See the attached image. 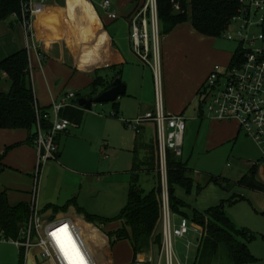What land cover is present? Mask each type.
<instances>
[{"label": "crops", "instance_id": "obj_1", "mask_svg": "<svg viewBox=\"0 0 264 264\" xmlns=\"http://www.w3.org/2000/svg\"><path fill=\"white\" fill-rule=\"evenodd\" d=\"M88 1L90 0H44L43 2H40V0H33L34 33L30 40L27 39L22 24L17 18L12 16L0 22V61L20 50L25 49L27 51L31 72V85L36 104L41 110L45 109L51 111L52 105L61 104L63 102L60 98L62 94L63 97H65L68 93H74V98L67 102L70 103L76 100L77 104V99L79 98L76 96V94L79 93L77 89H81L87 85L83 88V90H86L81 97H89V84L96 76H100L108 81L114 78H120L126 87L125 94L119 96L117 98V100L119 99L118 103L116 100L115 106L113 105L112 107V118L115 120L117 118H122V116L133 118L139 114L150 111L154 102L152 69L144 65L134 53L130 37L131 33L129 31V18L135 9L133 0L131 1V7L124 12H117L120 3L113 5L112 8L118 15L115 19L109 18L105 12H101L102 16L99 17L97 12L88 8ZM100 9L102 11V8ZM120 18L126 22L128 33L123 34L115 29V23ZM181 25L182 23L177 25L171 32L166 34V38H163L166 43L169 42L166 39L168 37L169 39L171 38L172 43H170V45L166 44L163 46V49L161 47V58L162 55L166 56L167 54V56H170L173 53L175 57L176 47L181 42H177L178 39H176V42L173 40L174 36L177 38L181 37V35L176 34V32H180L181 34L189 33V28L180 27ZM190 30L194 31L191 25ZM162 59H164V57ZM81 65L85 66V71L80 70ZM174 65V63L168 64V76L172 75L171 73ZM211 70L212 69H210V71ZM210 71L205 72L204 76L200 79L197 78V80H195L192 78L189 86L187 85L185 87L187 89L178 92L177 95L181 97L177 98L178 100L174 98H172V100L165 99V111L175 114H184V103L188 101L190 94L194 90H196V95H199L200 89ZM3 78L5 84L4 87L0 86V91H7L9 83L5 75L2 76L1 79ZM81 80L84 82L82 83ZM70 89H72V91ZM100 92L101 90L98 91V93ZM188 105L189 102L186 107ZM77 106L80 107L78 104ZM80 108L83 111L82 121L78 126H74L71 123L70 127L74 126L75 128L73 133L71 134L69 127L66 132L57 135L56 142L58 144V153L55 160L65 155L66 149L68 150L72 145L76 146L79 141L85 145L87 144L86 146L92 153H96L97 149L100 147L101 141L98 142L95 137L97 133L92 131L87 132L86 124L83 123L86 111H90L91 109L85 110L83 107ZM202 109L203 106L201 104V108L198 109L199 119L195 118L197 112L195 109H192L190 112V119L196 122L200 120V124L208 128V133L206 135L207 145H217L221 142L237 139L241 131L236 121L227 123L226 121L220 122L207 112L205 115ZM95 116H97L96 118L98 121L96 125H101V127L106 128L109 118L99 114H95ZM204 119H208V122L203 124ZM96 129L98 130V128ZM29 136L30 132L26 128L0 129V156L3 155L0 161V193L6 195L7 201L11 206L25 203L28 204L29 208V204L32 200L33 181L38 153L35 143L32 144L29 142ZM249 139L252 140L251 138ZM130 142V139H127L125 147H127L128 154L131 153V157H123L119 151L115 152L116 150L111 151L113 156L111 165L113 167V172L111 174H127L130 178L127 189L130 184L133 183L140 186L138 182L140 178H143L147 183L144 184L143 187H140L142 189L146 187L144 188L145 190H151L156 187L159 176L157 170L154 126L148 124L142 127L140 133L134 136L132 144H130ZM252 142L255 144L253 140ZM151 150H154V160L150 157ZM101 153H103L102 150L100 151V154ZM182 157L181 159L184 161ZM151 163L153 164V170L146 169V166ZM134 165H139L138 168L140 169L133 170ZM43 166L44 164L41 166L39 172L36 208L43 209L41 212L44 214L50 209L53 210L52 214L45 215L47 219L58 218L60 213H65L72 218L81 228L89 247L98 261H100L101 264L111 263L107 261L105 255H102L104 249L111 245L106 235V232L109 231L106 225L109 223L106 225L100 224L105 226L101 229L98 223L89 222L85 219V213L92 216L96 215L90 214L78 201L77 195L81 187L79 174H76V172L70 168L60 167L61 169H59L62 170L61 173L75 176L78 178V182H72V184L62 183L61 185L63 187L61 188L63 192L55 196L52 191L47 188V183L52 182L50 174L51 172L54 173V171L56 173L59 166L57 164L47 165V167H44L45 169L42 168ZM42 169L44 171V182L46 178V185L43 183L39 191V187H41L39 183ZM189 169L191 172L193 171L191 168ZM257 175L261 180L260 182L264 184V180L258 168L256 176ZM197 179L199 178L197 177ZM206 184V179H204L202 183L196 180L190 193L193 188H196V193L201 192ZM182 190L184 189L180 187L175 189V196L180 200H184L182 198ZM251 191L264 194V191ZM241 197L243 196L241 195ZM65 207L67 208L63 211L62 209ZM210 207L213 206H209L208 208ZM192 209L197 210L196 208ZM206 209L198 211L204 212ZM171 224L173 226L172 219ZM191 224L200 231L201 237L202 229L192 222ZM177 225L174 224V227H177ZM103 230L105 232H103ZM189 242L191 245V241ZM19 255L22 261L21 264H23V255L22 253ZM103 259L105 261H103ZM134 259L133 255L132 261Z\"/></svg>", "mask_w": 264, "mask_h": 264}, {"label": "rangeland", "instance_id": "obj_2", "mask_svg": "<svg viewBox=\"0 0 264 264\" xmlns=\"http://www.w3.org/2000/svg\"><path fill=\"white\" fill-rule=\"evenodd\" d=\"M102 1L104 0H90L87 2L89 5L88 8L97 12L99 17L102 16L104 12L100 9ZM109 1L112 7L120 3V7L117 9V12L120 13L127 11L131 7L132 0ZM125 23L126 22L120 18L115 23V29L123 34L128 33L127 24ZM159 27L161 26L159 25ZM180 27L189 28V33L181 34L180 32H176V34H180L181 37L177 38L174 36L173 40L176 42V39H178L177 42H181L176 47L175 57L173 53L170 56H167V54L166 56L162 55L164 59L161 58V47L163 49V46L166 44L170 45L172 40L168 37L166 40L169 42L166 43L163 39L166 38V35L160 36V81L163 105L165 99L172 100V98H174L178 100L177 98H181L177 95L178 92L185 91L187 89L185 87L187 85L189 86L192 78L195 80H197V78H202L205 72L213 69L215 65L219 66V73H222L229 64L231 57L237 52L240 44L238 40H227L223 35L216 38L201 36L190 30V24L188 22L182 23ZM129 31L131 33V28ZM235 31V23L228 26L227 32L233 34ZM255 31L256 33L259 32L258 29ZM169 63H174L175 65L172 69V75L168 76ZM81 82L83 83L84 81L81 80ZM4 84L5 80L3 78L0 80V86L4 87ZM86 86L87 85L84 87ZM84 87L77 89V91L84 94L86 90H83ZM70 90L72 91V89ZM60 98L62 101L65 100L63 94ZM118 101L119 99L116 102L118 103ZM188 102L189 105L186 107ZM200 105V97L196 95V90H194L190 94L188 101L184 103V114H181L186 123L182 158L187 162L189 168L193 170L189 176L192 178L193 184L196 180L202 183L206 177H213L221 181L220 184L214 182L207 183L204 189L199 193H196V188H193L190 194L182 190V198L184 200H182L183 205L180 206V211L182 214L190 215L192 208L202 210L209 206L220 205L221 202H224L225 213L235 227L244 229V231L254 236L252 240L246 241L250 253L255 258L254 264H264V194L248 190L236 183L240 176L248 173L251 167L254 166V163L260 160L261 153L252 140L242 132H240L235 140L221 142L217 145H207L206 135L208 133V128L201 125L200 120L196 122L190 119V112L192 109L196 110L197 114H195V118L199 119L198 109ZM112 107L113 104L110 102L97 103L93 104L91 110L85 113L83 123L86 124L87 132L92 131L97 133L95 137L98 142L101 141L100 147L97 149L96 153H92L86 146L87 144L85 145L78 140L79 142H77L76 146L72 145L68 150L66 149L65 155L57 160H48L42 167L45 169L44 167H47V165L50 166L53 164L59 166L58 168L56 167L57 172L55 173L54 171L55 174L52 172L50 174L52 182L47 183V188L52 191L55 196L63 192L61 188L63 187L61 185L62 183L72 184V182H78V178L75 176L61 173L62 170H60V167L70 168L76 172V174H79L81 187L77 197L81 206L88 210L90 214L110 220L115 219L125 206L128 194L127 187L130 182V178L127 174H111L113 172V167L111 166L113 156L111 151L116 150L115 152L119 151L123 157H131V153L128 154L127 147H125L126 141L130 139V144H132L136 133L125 126L124 120L134 119L138 116L133 118L122 116V118H117L115 120L111 117L113 111ZM153 108L154 102L151 110H153ZM202 110L206 115L204 108ZM95 114L109 118L106 128L101 127V125H96L98 121ZM206 122H208V119H204L203 124ZM227 122L235 121H226V123ZM96 128H98V130ZM74 130V126L69 129L71 134ZM101 150L103 153L100 154ZM150 154L151 159L154 160V150H151ZM43 169L41 171L39 183L41 187H39V191L43 183L46 185V178L44 182ZM197 177L199 179H197ZM256 179L261 181L258 175ZM158 182L161 186V179L159 176ZM146 183L147 182L144 181L143 178H140L138 182L141 187ZM192 187H194V185H192ZM145 191H149V189ZM241 195L243 196L242 199L236 198L237 196L241 197ZM234 198L236 199L233 203L228 202ZM42 210L43 209H38L39 212ZM180 216L179 213L170 212L173 227L174 224L177 225ZM118 225V221L110 222L106 225L107 230L115 229ZM99 227L102 229L105 226L100 225ZM103 232L105 231L103 230ZM199 237L200 231L195 228L190 221L188 234L184 238H173L172 240L173 264H193ZM187 241H191L189 247H187ZM157 253L158 250L149 246L148 249L138 254H140L143 259L149 258L150 256L156 259ZM19 254L20 250L17 247L10 242L0 240V264H21L22 261ZM102 255H105L107 261L112 264H126L132 261L133 250L128 240H120L105 248ZM37 260L41 261L40 258H37ZM103 261L105 260L103 259Z\"/></svg>", "mask_w": 264, "mask_h": 264}, {"label": "built area", "instance_id": "obj_3", "mask_svg": "<svg viewBox=\"0 0 264 264\" xmlns=\"http://www.w3.org/2000/svg\"><path fill=\"white\" fill-rule=\"evenodd\" d=\"M44 0H40L43 2ZM239 12L231 19L236 31H224L227 40H238L239 53L232 56L222 73L215 65L204 81L200 92V103L204 110L216 120L236 121L239 129L257 145L261 158L254 163L264 180V0H239ZM106 15L115 19L117 13L109 0L101 3ZM33 0H24L17 18L28 40L33 37ZM131 42L134 53L140 61L149 66L153 73L154 108L134 119L124 120L125 126L139 134L141 128L152 124L155 129L157 170L161 179V231L162 242L156 259H143L139 254L129 264H173V238H184L189 231V219L180 217L177 227L171 225L169 198L167 191V154L182 157L183 135L186 128L181 114L166 112L163 105L160 81V35L156 0L145 2L131 13L129 18ZM228 25V26H229ZM228 28V27H227ZM150 29V32H149ZM256 29L259 30L256 33ZM74 93H68L59 105H52L51 111L35 106L36 138L38 153L35 168L32 200L29 215L20 227L16 237L6 238L0 232V240L10 242L23 255V264H68V260L50 234L63 225L68 229L86 264H101L89 247L81 228L70 218L47 219L36 208V195L40 168L50 159L55 160L58 153L57 135L66 132L71 125L69 119L60 115V109L69 104ZM48 121L49 127L42 122ZM63 237V234H60ZM190 242L187 241V247ZM40 258L41 261H38ZM111 264V263H108Z\"/></svg>", "mask_w": 264, "mask_h": 264}, {"label": "trees", "instance_id": "obj_4", "mask_svg": "<svg viewBox=\"0 0 264 264\" xmlns=\"http://www.w3.org/2000/svg\"><path fill=\"white\" fill-rule=\"evenodd\" d=\"M23 1L0 0V22L14 14L20 15ZM144 2L145 0H133L135 9ZM156 5L158 24L161 26L159 27L160 36L168 34L177 25L188 22L201 36L220 37L240 9L239 0H156ZM174 8L180 10L178 16L172 15ZM236 53H239V47ZM4 75L9 87L7 91H0V129L26 128L30 132L29 142L34 144L36 100L31 85L28 54L25 49L0 61V80ZM111 81L96 76L89 84L88 96L96 95L99 90L108 89ZM76 96L81 97L82 94L79 92ZM112 104L115 106L116 102ZM60 115L69 119L74 126H78L82 121L83 111L74 100L60 109ZM42 124L43 127L50 126L48 121H43ZM138 167L139 165H134L133 170H139ZM146 169L153 170V164L147 165ZM256 172L257 167L252 166L248 173L240 176L237 184L250 190L264 191V184L256 179ZM190 173L191 170L181 157H175L168 152L166 177L170 211L179 213L202 229L193 264H254L255 258L246 244V241L252 240L254 236L244 229L235 227L225 213L224 202L204 212L192 209L190 215L182 214L180 206L183 202L175 196V189L180 187L190 193L193 185V180L189 177ZM220 181L213 177H206V183L220 184ZM160 196L159 182L149 191L133 183L128 188L126 204L115 219L99 218L86 213L84 217L89 222L102 225L118 221L119 225L115 229L106 232L109 242L112 245L120 240H128L135 258L149 246L156 250L160 249L162 242ZM236 198L228 202L233 203ZM28 215V204L11 206L6 195L0 193V232L6 238L16 237Z\"/></svg>", "mask_w": 264, "mask_h": 264}, {"label": "water", "instance_id": "obj_5", "mask_svg": "<svg viewBox=\"0 0 264 264\" xmlns=\"http://www.w3.org/2000/svg\"><path fill=\"white\" fill-rule=\"evenodd\" d=\"M180 14V10L178 8H174L172 11L173 16H178ZM126 92L125 84L121 81L120 78H114L111 81V85L108 89L101 91L96 95H92L89 97H79L77 99V104L80 107H83L85 110H90L93 104L97 103H108L114 102L117 100L119 96L124 95ZM53 210L47 211L46 216L52 214ZM65 213H60L58 217L65 216Z\"/></svg>", "mask_w": 264, "mask_h": 264}, {"label": "snow or ice", "instance_id": "obj_6", "mask_svg": "<svg viewBox=\"0 0 264 264\" xmlns=\"http://www.w3.org/2000/svg\"><path fill=\"white\" fill-rule=\"evenodd\" d=\"M61 233L63 237H61ZM50 234L56 240L57 245L68 260V264H86L83 255L71 236L68 225L65 224Z\"/></svg>", "mask_w": 264, "mask_h": 264}, {"label": "clouds", "instance_id": "obj_7", "mask_svg": "<svg viewBox=\"0 0 264 264\" xmlns=\"http://www.w3.org/2000/svg\"><path fill=\"white\" fill-rule=\"evenodd\" d=\"M80 70H81V71H85V70H86L85 66L81 65V66H80Z\"/></svg>", "mask_w": 264, "mask_h": 264}]
</instances>
